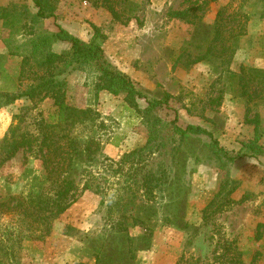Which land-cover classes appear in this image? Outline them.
<instances>
[{
    "label": "rangeland",
    "instance_id": "obj_1",
    "mask_svg": "<svg viewBox=\"0 0 264 264\" xmlns=\"http://www.w3.org/2000/svg\"><path fill=\"white\" fill-rule=\"evenodd\" d=\"M221 7L224 16L237 18L226 21L223 41L215 50L193 62L209 45L212 29L208 26ZM35 10L32 0H0V140L11 123L34 132L35 121L54 111L50 98L7 102L5 93H17L36 82L34 71L40 70L35 66L27 65L19 77L21 59L29 53L28 41L31 35L56 31L59 24L84 41L97 28L104 36L103 52L113 65L131 76L148 98L168 95L167 103L153 110L168 123L160 133L166 146L138 165L135 173H114L112 167L122 153L146 141L149 124L140 111L146 101L138 98L139 108H134L124 102L123 94L96 92L92 67L72 69L60 64L67 101L97 113L72 132L80 139H98L103 154L111 159L92 166L101 177L103 192L81 189L84 178L76 176V199L54 220L51 233L35 240L31 230L23 227L17 238L20 248L15 245L11 257L4 256L3 249L8 243L6 229L15 224V217L0 214V264H95L98 251L104 256L96 264H175L181 255L207 261L221 235L235 240L246 262L259 250L257 264H264V86L250 83L248 99L241 93L237 75H231L242 65L264 68V0H55L54 16L42 20L33 17ZM176 10L185 13L174 16ZM52 49L69 50L61 41H55ZM255 114L261 152L233 162L214 156L208 135L180 139L169 124L173 120L180 127L200 125L234 154L243 142L252 140L254 124L245 119ZM149 170L160 173L163 183L155 199L146 202L140 183ZM41 175L40 161L19 151L0 167V199L25 193L32 179ZM117 193L122 199L115 205L108 203ZM209 202L212 206L203 219ZM217 206L221 209L211 213ZM134 215L152 227L150 235L143 226L131 225ZM64 225H69V232L63 233ZM119 225L127 231L116 232Z\"/></svg>",
    "mask_w": 264,
    "mask_h": 264
},
{
    "label": "trees",
    "instance_id": "obj_2",
    "mask_svg": "<svg viewBox=\"0 0 264 264\" xmlns=\"http://www.w3.org/2000/svg\"><path fill=\"white\" fill-rule=\"evenodd\" d=\"M32 2L36 8L33 14L36 20L54 16L55 0H32ZM107 7L112 16L116 18L117 15L113 6L108 4ZM184 13V10L172 12L174 16H182ZM243 16L245 19L247 18V15L243 14ZM235 18L237 17L230 16L228 18V16H224V7L217 10L213 24L208 26L212 29L209 45L204 53H198L193 58V62L205 59L208 53L215 50L216 44L223 41L222 34L226 21ZM31 36L28 41L29 53L21 59L19 77L23 75L27 65L35 66L40 70V73L36 74L34 71L35 76L33 78L36 79V82L29 85L27 89L17 93H5V96L7 102L24 98L36 103V101L50 98L54 111L35 121L34 132L20 129L19 126L11 123L4 138L0 140V167L19 151H22L33 154L43 168V175L33 178L30 189L25 193L9 194L0 199V214L15 217V224L11 223L6 229L8 243L4 244L3 249V255L10 257L14 254L15 245L20 248L17 238L23 227L31 230L32 238L35 240H41L51 233L54 220L63 214L76 199L79 188L76 176H83L84 178L81 189L92 190L95 193L103 192V187H100L98 181L101 177L97 175L98 171L93 170L92 166L96 162L111 161V159L103 154L101 142L98 139L93 136L80 139L72 132L75 125L93 120L97 113L89 107H77L67 101V81L60 77L62 73L61 70H58L60 64H65L72 69L84 68L85 66L92 67L97 79L94 84L96 92L106 90L112 95L123 94L124 102L134 108H139L138 98H144L146 101V106L140 110L148 119L149 124L146 141L129 151L123 152L119 160L114 163L116 167H112L114 173H121L126 176L131 173V170L135 173L138 170V165L142 166L148 157L156 152L160 153L162 148L166 146L165 141L160 137V133L168 125L159 116L153 114L156 107L167 103L168 95L166 94L160 99L148 98L145 91L134 82L131 76L113 65L103 52L101 43L104 36L98 33L97 28L94 29L89 41L80 39L76 34L74 35L59 24H57L56 31ZM55 41L67 43L68 52L54 51L52 45ZM220 51H224V48L220 47ZM31 60L34 62L33 65H31ZM231 75H237L242 87L241 93L248 99L251 97L247 88L250 83L264 86V68L242 65L237 73L231 71ZM245 120L254 124V136L252 140L243 142L234 154L222 147L218 140L200 125L188 123L185 127H180L173 120L169 124L172 125L171 129L174 135L178 134L180 139L191 135H208L210 139L208 145L214 156L219 160L233 162L242 157H255L261 152V147L257 142L260 137L258 115L255 114L252 118ZM161 179V174L159 173L157 176L153 170L142 175L140 188L146 195V202L155 199V191H159L163 183ZM235 187V185L232 186L228 192H232ZM222 189L223 185L217 193L220 194ZM119 199H122L120 194L111 195L108 203L115 205ZM226 200L231 201V199ZM211 206L212 203L209 202L203 208V219L207 218ZM220 209V206H217L210 212L213 213ZM131 225L143 226L147 235L152 233V227L139 215L131 217ZM181 226L185 227L186 223ZM69 228V225H64L63 233L69 232ZM115 231L126 232L127 227L119 225ZM255 238H260L258 232ZM213 247L210 260L204 261L198 257L185 258L181 255L175 264H257L261 255L259 250H254L251 259L246 262L235 240L229 239L225 235H221ZM127 251L129 252V249ZM101 256H104L103 251H98L95 255V264L99 261L103 262ZM130 257H133V254Z\"/></svg>",
    "mask_w": 264,
    "mask_h": 264
}]
</instances>
